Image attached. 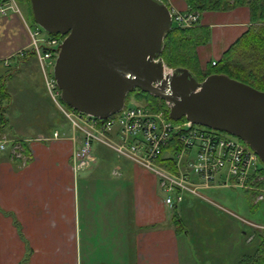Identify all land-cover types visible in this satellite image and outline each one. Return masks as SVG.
<instances>
[{
    "label": "crops",
    "instance_id": "1",
    "mask_svg": "<svg viewBox=\"0 0 264 264\" xmlns=\"http://www.w3.org/2000/svg\"><path fill=\"white\" fill-rule=\"evenodd\" d=\"M167 2L179 12L187 9L184 0ZM24 21L17 30L23 38L11 50L15 53L30 43ZM200 24L211 29V45L198 50L205 69L246 31L249 12L206 13ZM210 49L219 57L209 55ZM10 52L6 59L14 55ZM31 59L39 67L35 56L27 54L20 68ZM36 118L35 127L43 126L42 118ZM52 128L71 135L70 127ZM46 129L25 139L21 157L12 150L0 156V264H197L189 231L204 229L199 205L193 203L203 202L187 197L176 209L168 208L153 175L100 145L93 148V168L76 174L73 144L54 140V132ZM4 138L9 140L3 136L0 141ZM180 207L187 209L186 220L178 214Z\"/></svg>",
    "mask_w": 264,
    "mask_h": 264
},
{
    "label": "water",
    "instance_id": "2",
    "mask_svg": "<svg viewBox=\"0 0 264 264\" xmlns=\"http://www.w3.org/2000/svg\"><path fill=\"white\" fill-rule=\"evenodd\" d=\"M36 25L65 37L54 78L74 111L107 120L135 90L164 101L174 121L232 135L264 165V92L223 74L203 82L161 55L173 28L162 0H30Z\"/></svg>",
    "mask_w": 264,
    "mask_h": 264
},
{
    "label": "built area",
    "instance_id": "3",
    "mask_svg": "<svg viewBox=\"0 0 264 264\" xmlns=\"http://www.w3.org/2000/svg\"><path fill=\"white\" fill-rule=\"evenodd\" d=\"M170 10L175 26L191 28L199 23L198 14ZM10 12L22 18L17 0H8L0 7V15L7 16ZM24 23L30 43L27 49L16 54L24 58L32 51L37 59L46 93L71 130L70 136L56 131L52 138L71 141V162L76 174L93 168V148L100 145L153 175L168 208L175 209L187 197H192L236 217L255 230L264 231V226L239 218L206 194L210 190L239 189L254 194L256 204L264 201V165L247 144L232 135L193 125L186 119L174 121L170 111L143 105H126L107 120L66 108L54 78L56 49L63 41L50 36L40 39L42 31ZM7 147L15 157L23 155L20 144L0 141V151ZM114 175L120 174L114 172Z\"/></svg>",
    "mask_w": 264,
    "mask_h": 264
},
{
    "label": "rangeland",
    "instance_id": "4",
    "mask_svg": "<svg viewBox=\"0 0 264 264\" xmlns=\"http://www.w3.org/2000/svg\"><path fill=\"white\" fill-rule=\"evenodd\" d=\"M19 7L22 18L31 26L29 5L19 4ZM1 16L0 115L4 114L5 118L2 120L3 124L0 122V139L3 136L8 137L13 143L20 144L23 148L25 139H32L43 129L47 128L46 132L53 133L55 128L52 127H57L59 130V127L64 126V129L68 131L69 126L52 103L49 95L46 94L42 74L36 61L31 59L20 68L23 63L22 59L14 51H11L23 38L21 32L17 31L20 30V27L23 28L22 18L17 14H9L6 18ZM38 29L42 31L40 39H45L48 34L41 28L38 27ZM26 34V38L30 40L28 33ZM8 52H10L9 54L14 52V57L10 56L6 59L7 55L5 54ZM211 53L210 49L209 55ZM212 56L219 57L214 53ZM6 93L8 95H5ZM140 104L135 99H129L126 102V105ZM37 116L42 118L45 127L41 125L39 128L35 127V122L38 121L36 120ZM47 122L51 123L50 128L49 125L46 126ZM4 139L8 143L10 142L7 138ZM10 151L11 148L7 147L5 151H0V156L8 154ZM159 194L160 198L164 199V194ZM206 194L222 208L239 218L264 226V201L256 204L254 194H248L239 189L210 190ZM193 203L199 205V208H196L198 210L197 217L200 219V227L204 226L203 231L198 234L195 233V229L189 231L188 245L194 261L197 264H245L246 260H250L249 263H252L258 249V237L254 236L258 230L243 224L236 217L212 205L199 204L196 201ZM182 208H179L178 214L181 219L186 220L185 211L187 209ZM190 210L195 211V208H190ZM188 219L193 220L192 217ZM244 232L247 233V238L244 237ZM258 232H262L261 235L264 234V231Z\"/></svg>",
    "mask_w": 264,
    "mask_h": 264
},
{
    "label": "trees",
    "instance_id": "5",
    "mask_svg": "<svg viewBox=\"0 0 264 264\" xmlns=\"http://www.w3.org/2000/svg\"><path fill=\"white\" fill-rule=\"evenodd\" d=\"M162 1L169 6L167 0ZM7 2L8 0H0V7ZM17 2L29 5L32 19L31 27L38 28L33 17L30 0H17ZM184 2L187 6L185 13H194L199 16L211 12L228 13L238 9H247L249 12V26L230 45L218 61L210 62L207 68L203 69L198 50L210 44V27L201 25L200 20L197 25L191 28H181L173 25L172 30L165 39V48L161 55L165 64L171 69H188L199 82H203L210 75L223 74L264 92V0H184ZM48 36L62 41L65 38L60 35L48 34ZM26 54L34 56L32 51H28ZM26 59L27 55L24 59L22 58L23 61ZM129 99L138 100L141 103L140 105L152 107L155 110L169 112L164 101L140 90H135L129 94L127 101ZM63 104L66 108L73 110L65 103ZM4 118V114H1L0 122ZM24 146L27 148V144ZM176 222L178 221L176 220ZM261 233L256 231L254 235L258 237L256 257L252 263H249L250 260H246L245 264H264V234L261 235Z\"/></svg>",
    "mask_w": 264,
    "mask_h": 264
}]
</instances>
